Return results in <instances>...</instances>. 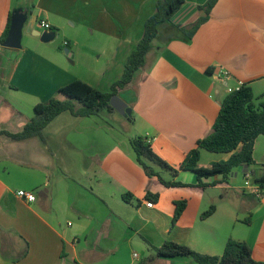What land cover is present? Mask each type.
I'll list each match as a JSON object with an SVG mask.
<instances>
[{"label": "crops", "instance_id": "1", "mask_svg": "<svg viewBox=\"0 0 264 264\" xmlns=\"http://www.w3.org/2000/svg\"><path fill=\"white\" fill-rule=\"evenodd\" d=\"M207 1L188 0L159 26L147 64L118 94L132 120L117 111L85 117L63 112L45 128V143L0 135V264H198L189 257H156L153 249L174 241L221 256L229 239L246 242L253 258L264 262V190L257 197L237 185L241 175L244 181L261 177L264 135L255 142L253 173L239 168L229 181L205 180L214 182L206 188L192 173L173 178L170 172L166 180L183 185L165 187L147 176L131 144L146 137L178 168L211 133L229 93L248 84L256 98L264 94V0H218L189 37L182 27L205 16L199 6ZM156 2L0 0V37L10 16L24 20L18 48L0 43V129L20 132L36 105L75 80L109 92ZM57 36L67 43L64 51ZM231 155L202 149L199 164ZM19 190L33 192L36 200L19 198ZM181 200L187 207L173 225ZM211 205L215 212L202 219Z\"/></svg>", "mask_w": 264, "mask_h": 264}, {"label": "trees", "instance_id": "2", "mask_svg": "<svg viewBox=\"0 0 264 264\" xmlns=\"http://www.w3.org/2000/svg\"><path fill=\"white\" fill-rule=\"evenodd\" d=\"M187 1L157 0L154 13L145 22L142 38L124 65L122 78L112 84L109 92H103L83 80H75L62 87L57 96L48 102L36 105L35 116L25 124L20 132L14 133L0 129V135H5L13 141L37 137L45 143V128L63 112H70L77 117H85L104 110L116 111L110 104L111 98L118 95L120 91L133 86L136 82L137 72L147 64V56L159 33V26L171 21ZM217 1L208 0L205 4L200 5L199 9L205 12V16L199 18L188 28L182 27L189 37H193L201 25L208 21L211 10ZM11 24L12 16L9 17L7 27L0 37L1 44L6 41ZM262 135H264V94L256 98L252 88L248 84H243L224 98L211 133L197 141L196 147L187 153L178 168L170 166L155 153L152 143L146 137H135L131 140V144L136 153V160L143 167L147 176L156 177L165 187H179L183 184L175 180H166L155 170V166L170 172L173 178L180 173H192L198 179L197 186L206 188L213 186L214 182L206 183L205 180L221 176L229 181L236 169H244L245 166H248L245 175L249 172L253 173L251 168L255 165L254 146L256 140ZM202 149L215 153H232V155L226 161L212 163L206 167L199 164ZM254 182L264 188V165L261 177L255 178ZM129 195H125L124 199L128 200ZM157 198V194L147 195L149 200ZM186 207L185 200L175 202L173 225L180 219ZM215 209L216 206L211 205L202 214V219L211 216ZM153 250L156 257H189L198 264H264V262L253 258L252 249L246 242L234 239L228 240L221 256L201 254L174 241H166L161 247Z\"/></svg>", "mask_w": 264, "mask_h": 264}, {"label": "water", "instance_id": "3", "mask_svg": "<svg viewBox=\"0 0 264 264\" xmlns=\"http://www.w3.org/2000/svg\"><path fill=\"white\" fill-rule=\"evenodd\" d=\"M23 18L21 15H15L12 18V24L10 28L9 35L4 42V46L9 48H18L20 45V38H21V29L23 26ZM54 36V33H45L43 35V39L47 40L48 38L51 39ZM66 54H69V50H65ZM111 106L122 116L131 117L132 116V109L131 107L124 102L118 95H115L111 98L110 101ZM248 166L244 167V172H247Z\"/></svg>", "mask_w": 264, "mask_h": 264}, {"label": "built area", "instance_id": "4", "mask_svg": "<svg viewBox=\"0 0 264 264\" xmlns=\"http://www.w3.org/2000/svg\"><path fill=\"white\" fill-rule=\"evenodd\" d=\"M41 26L46 29L47 31H52V26L50 25L49 22L45 21V20H41L40 21ZM65 45H67V43L65 42ZM245 190L250 192L251 194H255V196L260 197L264 188L262 186H260L258 183L254 182V181H250V180H246V186H245ZM17 196L27 202H34L36 200V195L33 192H28L25 190H19L17 192ZM148 207H152L153 203L148 202L147 203Z\"/></svg>", "mask_w": 264, "mask_h": 264}, {"label": "rangeland", "instance_id": "5", "mask_svg": "<svg viewBox=\"0 0 264 264\" xmlns=\"http://www.w3.org/2000/svg\"><path fill=\"white\" fill-rule=\"evenodd\" d=\"M146 22V21H145ZM144 25H145V23H144ZM56 45L57 46H59V47H61V49H63V51H64V49H65V39L63 38V36H60V37H56ZM103 57H102V61H103ZM103 85H107V84H103ZM155 168V170L157 171V172H159L160 173V175L163 177V178H165V176L167 177V171H164V170H162V169H160V168H158L157 166H155L154 167ZM166 179V178H165ZM238 186H246V181H244L243 179H242V175L240 176V180L238 181V184H237Z\"/></svg>", "mask_w": 264, "mask_h": 264}]
</instances>
